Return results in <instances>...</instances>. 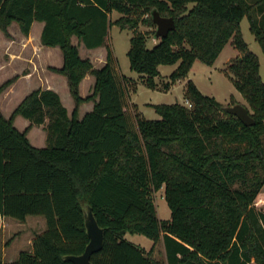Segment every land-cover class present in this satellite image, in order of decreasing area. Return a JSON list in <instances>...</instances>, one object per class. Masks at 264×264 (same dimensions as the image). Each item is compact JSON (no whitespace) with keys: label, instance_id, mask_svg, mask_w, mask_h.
Listing matches in <instances>:
<instances>
[{"label":"trees","instance_id":"16d2710c","mask_svg":"<svg viewBox=\"0 0 264 264\" xmlns=\"http://www.w3.org/2000/svg\"><path fill=\"white\" fill-rule=\"evenodd\" d=\"M154 9L172 16L176 27L149 47V30L139 26H157ZM245 16L264 51V0H0V29L7 34L13 21L26 35L35 20L44 21L42 43L60 46L64 57L51 68L67 76L75 101L70 113L57 90L39 87L9 117L0 109V221L42 214L47 222L31 249L0 264H77L67 255L81 254L90 240L86 204L104 228L94 264H264V208L256 204L264 187V80L260 57L242 33ZM114 24L133 30L130 68L150 87L160 65L178 63L168 88L196 60L212 64L231 40L239 54L225 72L255 122L245 124L192 79L185 89L190 104L152 103L160 117H146L131 99L135 80L122 72L109 41ZM74 35L89 48L105 45L104 64L82 56ZM87 73L95 83L83 96ZM89 100L92 109L80 117ZM17 115L30 124L17 127ZM42 123L47 143L38 146L28 131ZM162 187L169 218L158 214L155 194ZM128 232L154 243L146 248ZM160 240L164 257L156 254Z\"/></svg>","mask_w":264,"mask_h":264},{"label":"rangeland","instance_id":"374dc122","mask_svg":"<svg viewBox=\"0 0 264 264\" xmlns=\"http://www.w3.org/2000/svg\"><path fill=\"white\" fill-rule=\"evenodd\" d=\"M39 24L40 22H37L33 28L34 35H36L39 30ZM241 27L243 36L248 42L249 47L260 57V73L264 80V51L250 27L248 16L242 19ZM153 28L156 27H151L146 24H141L139 26L140 30H149V47H152L156 43L157 37H153V32L151 31ZM8 30L9 34L0 29V85L5 80L15 75H17V78L0 92V109L7 117L12 114L18 101L24 93L27 92L25 86L28 79L22 75L28 69L27 58L29 55H32L31 49L35 50L34 54L38 55L41 53L37 52L39 49L38 47L33 46L35 43H39L38 40L34 41L35 39L33 36L27 41L26 37H29L30 34H24L18 22L13 21L9 25ZM132 34V29H121L117 24H114L110 30L109 41L115 49L121 69H123L126 74L133 75L137 79L134 78L133 80H135V82L131 81L130 83L132 88L131 99L136 103L138 111L142 112L146 117H160V114L156 111L152 103H172L179 101L189 104L185 98L186 84L189 79L195 81L202 92L213 95L222 101L224 106L241 102L250 108L244 95L236 88L230 76L225 72L231 59L239 54V50L231 40L225 45L220 55L212 64L203 62L199 59L196 60L186 78L180 79L166 88L164 83L170 79L169 74L175 69L178 63L162 64L160 67L161 73L156 77V87H150L143 81L142 77L138 75L139 73L137 71L130 68V60L127 52L130 47V38ZM75 39L77 41L79 40L77 37ZM51 48L52 47H48L47 49L54 50ZM96 52H99L98 49L94 50L87 46L81 47V54L83 56H95ZM50 61L58 63L59 57L56 60L50 59ZM97 66H101V63L97 62ZM30 84L31 83H28L27 87H30ZM67 91L69 90L63 87L61 94L65 100V104L71 107L74 98L71 94L68 95ZM21 119L24 120L22 115ZM23 120H14V123H17L20 128H24L25 124H23ZM40 130V128L36 129L35 133ZM155 200L159 216L162 218H169L171 216V207L166 199L164 187L156 191ZM256 203L264 208V187L258 194ZM11 220L12 223L5 227L3 229L4 231L0 233V240L6 238V242L8 241L3 247L0 246V258L4 261L17 258L21 250L31 249L33 247V235L44 231L47 227L46 218L42 214H30L26 221L13 217ZM126 236L128 239L146 247H150L154 243V240L144 233L128 232ZM156 251L157 256L164 257L162 240H160L159 245L157 244Z\"/></svg>","mask_w":264,"mask_h":264},{"label":"crops","instance_id":"0c3cea01","mask_svg":"<svg viewBox=\"0 0 264 264\" xmlns=\"http://www.w3.org/2000/svg\"><path fill=\"white\" fill-rule=\"evenodd\" d=\"M251 1H260V0H251ZM119 15H120V13L118 11H116V10L112 11L113 18H117ZM37 22H40L39 30L36 33V35H34L33 34V28H34V26H35V24ZM43 26H44V21L35 20L33 25H32L31 31H30V36H29L30 38L26 37L27 41H29V39H31L33 36H34V39H35L34 41L38 40V42L40 44L39 43H35L33 46L38 47L40 49V51L38 49L37 52L38 53L41 52L42 54L41 53H39L38 55L34 54L35 50L31 49V54L32 55H29L28 58H27L28 69L22 75V76H25L28 79V82H26V86H25L27 88L26 89L27 92L24 93V95L21 97V99L18 101V103L25 97V95H27L33 89L39 88V87H42V88L50 87V88H53V89L57 90L60 93V95L62 97V100H63V102L65 104V100H64L61 92H62V88L65 87V88H67L69 90V91H67L68 95L71 94L68 78H67V76L65 74L60 73L58 71H55L54 69L51 68V66L60 67V66L63 65V62H64L63 52H62V49L60 48V46H58V45L52 46V45H46V44L42 43V41H41V33H42ZM76 37L77 36L74 35L72 37V41L74 43L78 44V47H79V50H80V54H81V47H83L85 45H84V43L80 42L79 40L77 41L75 39ZM157 40H158V38H156V41ZM48 47H52L51 49H54V50H49V49H47ZM91 49H94V50L98 49L99 52H96L95 56L85 55L84 57H86V56L90 57L92 59L93 63L96 66H97V62H100L101 65H103L105 60H106V52H107L106 46L105 45H100L98 47H94V48H91ZM58 57H59V62L58 63H54V62L50 61V59L56 60ZM160 67H161V65H160ZM122 72L124 74H126L123 71V69H122ZM126 75L129 76V77H132L133 79L135 78L133 75H128V74H126ZM138 75H140V74H138ZM28 83H31L30 87H27ZM94 83H95V76L93 74H91V73H87L85 75V77L82 79L81 83H80L81 94L83 96H86V95L90 94L92 92V90H93ZM132 101H133V99H132ZM65 105L68 107L67 104H65ZM93 105H94L93 100L84 101L83 103H81V105L79 107V116L82 117L87 111L91 110ZM74 106H75V101L73 99V104L71 105V107H68L70 113L72 112ZM22 117H24V116H22ZM16 120L20 121V120H23V119H21V115H18L15 118V121ZM23 121H24L23 124H25L24 128L26 126H28L30 124V122H31L30 119H28L26 117H24ZM15 125L17 127H19L17 125V123H15ZM24 128H20V129H24ZM39 128L41 130L39 132H37L38 133V135H37V133H35V130L39 129ZM42 132H43V135H42ZM28 137H29L30 141L33 144H35V145H38V146L46 145L47 138H46V130H45L44 124L43 123L42 124H33L30 127L29 131H28ZM27 218H28V216H27ZM27 218L24 221H26ZM11 219H12V217H2L1 218V221H0V224H1L0 225V233L4 231L3 229L5 227L9 226L12 223ZM36 234L37 233H35L33 235V238H34V236ZM6 243H8V241L6 242V238H2L0 240V246L3 247V245L6 244ZM159 243H160V241L158 242V245H159ZM162 244H163V249L165 251L164 243L162 242ZM150 247H146V248H150Z\"/></svg>","mask_w":264,"mask_h":264},{"label":"water","instance_id":"95a60500","mask_svg":"<svg viewBox=\"0 0 264 264\" xmlns=\"http://www.w3.org/2000/svg\"><path fill=\"white\" fill-rule=\"evenodd\" d=\"M152 16L157 24L155 32L157 38L166 35L170 30L176 27L175 20L172 16L162 15L157 9L152 11ZM225 108L238 115L245 124L251 125L255 122V118L249 112L248 107L241 102L225 105ZM85 221L90 240L84 252L81 254H68L67 258L75 261L77 264H94L91 255L93 252L103 247L104 228L99 224L90 204H86L85 206Z\"/></svg>","mask_w":264,"mask_h":264},{"label":"built area","instance_id":"2783aa9c","mask_svg":"<svg viewBox=\"0 0 264 264\" xmlns=\"http://www.w3.org/2000/svg\"><path fill=\"white\" fill-rule=\"evenodd\" d=\"M190 104V103H189Z\"/></svg>","mask_w":264,"mask_h":264}]
</instances>
